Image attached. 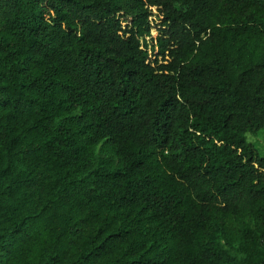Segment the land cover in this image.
<instances>
[{
    "label": "trees",
    "instance_id": "1",
    "mask_svg": "<svg viewBox=\"0 0 264 264\" xmlns=\"http://www.w3.org/2000/svg\"><path fill=\"white\" fill-rule=\"evenodd\" d=\"M260 129L264 0H0V264H264Z\"/></svg>",
    "mask_w": 264,
    "mask_h": 264
},
{
    "label": "rangeland",
    "instance_id": "2",
    "mask_svg": "<svg viewBox=\"0 0 264 264\" xmlns=\"http://www.w3.org/2000/svg\"><path fill=\"white\" fill-rule=\"evenodd\" d=\"M153 15H156V11L153 10L152 11ZM151 22H153V24H157L158 21L155 18V16L151 17L149 19ZM157 36V30L156 29H152L150 32V37L145 38L146 42L148 43V45H155V38ZM148 50H150V47L147 48ZM153 52H156V47L154 46ZM150 53V51L148 52ZM246 141L251 144L257 155L260 156L261 158H264V129H260L259 131L253 133V134H246Z\"/></svg>",
    "mask_w": 264,
    "mask_h": 264
}]
</instances>
